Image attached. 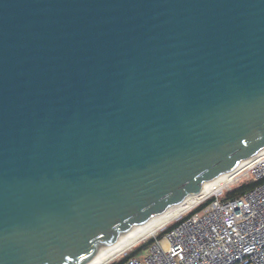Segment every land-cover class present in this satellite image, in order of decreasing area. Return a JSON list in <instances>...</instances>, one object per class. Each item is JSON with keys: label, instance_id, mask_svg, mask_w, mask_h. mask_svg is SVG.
<instances>
[{"label": "water", "instance_id": "1", "mask_svg": "<svg viewBox=\"0 0 264 264\" xmlns=\"http://www.w3.org/2000/svg\"><path fill=\"white\" fill-rule=\"evenodd\" d=\"M264 147V0H0V264H85Z\"/></svg>", "mask_w": 264, "mask_h": 264}, {"label": "built area", "instance_id": "2", "mask_svg": "<svg viewBox=\"0 0 264 264\" xmlns=\"http://www.w3.org/2000/svg\"><path fill=\"white\" fill-rule=\"evenodd\" d=\"M249 177L264 179V153L198 201L193 206L201 204L198 210L178 216L160 237L159 230L152 235L143 252L119 264H264V181L220 200L225 190Z\"/></svg>", "mask_w": 264, "mask_h": 264}, {"label": "bare ground", "instance_id": "3", "mask_svg": "<svg viewBox=\"0 0 264 264\" xmlns=\"http://www.w3.org/2000/svg\"><path fill=\"white\" fill-rule=\"evenodd\" d=\"M261 153H264V147L243 158L229 172L221 173L213 178L202 181L198 192L188 195L181 201L168 206L163 211L150 216L140 223L128 226L125 230L119 233L110 244L98 249L96 254L85 264H106L126 248H129L141 239L154 234L159 227L176 219L182 212L184 213L188 211L202 198L213 193L216 189L227 183L232 173H235L242 164L250 162L254 157Z\"/></svg>", "mask_w": 264, "mask_h": 264}, {"label": "trees", "instance_id": "4", "mask_svg": "<svg viewBox=\"0 0 264 264\" xmlns=\"http://www.w3.org/2000/svg\"><path fill=\"white\" fill-rule=\"evenodd\" d=\"M264 181V179H254V178H246L243 179L238 185H234L231 186L229 189L225 190L223 192V194L220 197L221 201H225L231 198H235L239 195H241L244 191H246L247 189L253 187L254 185L260 183ZM205 203V202H203ZM202 203V204H203ZM201 204L193 207L191 210H189V212H187V214L196 211L199 209ZM186 214V213H185ZM184 214V215H185ZM174 220L170 221L169 223H167L162 229H160L157 233L156 236L160 237L165 230H167L168 228H170L173 224H174ZM153 241V237H149L147 238L144 242H142L141 244H139L136 248H133L130 252H128L125 256H123V258L119 259V260H113L111 262H109L108 264H119L121 263L123 260H125L127 257L129 256H133V255H138L139 253H141L151 242Z\"/></svg>", "mask_w": 264, "mask_h": 264}, {"label": "rangeland", "instance_id": "5", "mask_svg": "<svg viewBox=\"0 0 264 264\" xmlns=\"http://www.w3.org/2000/svg\"><path fill=\"white\" fill-rule=\"evenodd\" d=\"M241 182V181H240ZM239 182V183H240ZM239 183H236V184H234V185H238ZM233 185V186H234ZM188 211H186V212H184V213H187ZM183 213V212H182ZM181 213V214H182ZM183 213V214H184ZM180 214V215H181ZM172 221V220H171ZM170 222V221H169ZM168 222V223H169ZM167 224V223H166ZM166 224H164L163 226H161V227H159L157 230H156V232L158 231V230H160L161 228H163ZM155 233V232H154ZM152 235L153 234H151L150 236H148L147 238H149V237H152ZM147 238H144V239H141L140 241H138L137 243H135V244H133V245H131L129 248H126L124 251H122L121 253H119V254H117L116 256H114L110 261H108L106 264H108L109 262H111V261H113V260H119V259H121V258H123V256H125L128 252H130L133 248H136L139 244H141L142 242H144L145 241V239H147ZM144 251V250H143ZM142 251V252H143ZM140 254V253H139Z\"/></svg>", "mask_w": 264, "mask_h": 264}]
</instances>
